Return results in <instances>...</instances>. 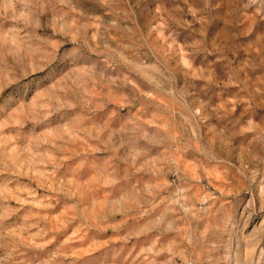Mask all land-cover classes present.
<instances>
[{"label":"rangeland","instance_id":"1","mask_svg":"<svg viewBox=\"0 0 264 264\" xmlns=\"http://www.w3.org/2000/svg\"><path fill=\"white\" fill-rule=\"evenodd\" d=\"M0 264H264V0H0Z\"/></svg>","mask_w":264,"mask_h":264}]
</instances>
